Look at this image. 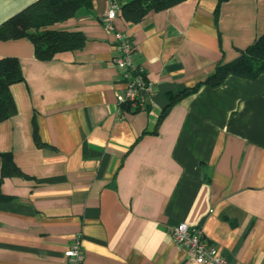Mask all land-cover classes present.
I'll list each match as a JSON object with an SVG mask.
<instances>
[{"label": "crops", "instance_id": "0c3cea01", "mask_svg": "<svg viewBox=\"0 0 264 264\" xmlns=\"http://www.w3.org/2000/svg\"><path fill=\"white\" fill-rule=\"evenodd\" d=\"M38 0H0V26ZM110 0L52 27L82 32L83 50L36 58L27 38L0 41L24 81L0 125L1 154L23 176L0 184V264H65L80 237L84 264H197L174 241L201 230L229 264H264V74L229 77L176 104L264 36V0H187L118 30L156 88L150 109L123 112L127 83L103 24ZM38 134L41 145L36 142ZM3 198V199H2Z\"/></svg>", "mask_w": 264, "mask_h": 264}, {"label": "trees", "instance_id": "16d2710c", "mask_svg": "<svg viewBox=\"0 0 264 264\" xmlns=\"http://www.w3.org/2000/svg\"><path fill=\"white\" fill-rule=\"evenodd\" d=\"M94 0H38L26 9L10 18L0 26V41H11L27 38L34 44L36 58L40 61H51L58 55L81 51L85 48L87 39L82 32H67L53 30L52 27L68 22L77 17L80 12L90 11ZM120 5V16L128 23H141L150 13L162 12L173 8L187 0H112ZM229 0H218L216 13L223 3ZM137 66L132 75L141 72ZM143 69V68H142ZM145 78V71L142 73ZM264 74V36L241 52L240 57L230 63H219L215 70L203 82L192 88H186L178 94H168V105L159 118V124L166 118L171 109L184 99L196 94L203 87L217 88L225 81L235 76L246 80H256ZM24 76L18 58L0 59V125L17 114L15 100L11 87L22 83ZM123 112L135 114L142 109L138 102L121 103ZM150 103H146V110ZM34 137L40 143L35 131ZM3 160L2 177L20 176L22 172L16 166L12 154H1ZM1 198V197H0ZM3 199V198H2Z\"/></svg>", "mask_w": 264, "mask_h": 264}, {"label": "built area", "instance_id": "2783aa9c", "mask_svg": "<svg viewBox=\"0 0 264 264\" xmlns=\"http://www.w3.org/2000/svg\"><path fill=\"white\" fill-rule=\"evenodd\" d=\"M120 5L110 0V6L103 17L104 26L115 36V56L113 64L123 73V78L127 83L125 95L120 98V102L127 101L138 102L139 107L146 109V103H151L156 93V88L141 72L133 76L136 70L134 59V43L123 31L116 27V20L120 15ZM175 243L182 249H185L191 259L197 264H229L226 258L219 252L216 246L208 242L203 231H190L187 224H180L172 232ZM65 264H84L85 253L81 238L78 237L75 242L66 251Z\"/></svg>", "mask_w": 264, "mask_h": 264}]
</instances>
